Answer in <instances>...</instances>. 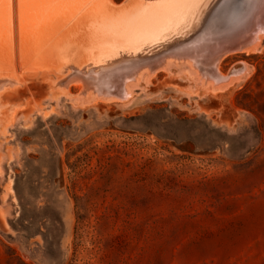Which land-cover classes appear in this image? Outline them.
Wrapping results in <instances>:
<instances>
[{
	"label": "rangeland",
	"instance_id": "374dc122",
	"mask_svg": "<svg viewBox=\"0 0 264 264\" xmlns=\"http://www.w3.org/2000/svg\"><path fill=\"white\" fill-rule=\"evenodd\" d=\"M232 1L196 31L238 28ZM246 51L220 81L155 62L2 90L0 264H264V36Z\"/></svg>",
	"mask_w": 264,
	"mask_h": 264
},
{
	"label": "bare ground",
	"instance_id": "6f19581e",
	"mask_svg": "<svg viewBox=\"0 0 264 264\" xmlns=\"http://www.w3.org/2000/svg\"><path fill=\"white\" fill-rule=\"evenodd\" d=\"M214 1L123 0L114 4L111 0H0V92L47 70H54L58 78L79 75L91 79L120 66H133L134 73L142 76L156 71L155 62L160 63L159 68L187 63L201 69L205 77L225 79L219 59L255 47L264 36V0H251L243 23L236 29L218 25L196 31L214 7L222 9L235 2L221 0L213 7ZM240 42L250 45L242 47ZM210 45L218 53L212 65L200 59V51L207 52ZM126 83L111 95L129 97L132 93Z\"/></svg>",
	"mask_w": 264,
	"mask_h": 264
}]
</instances>
